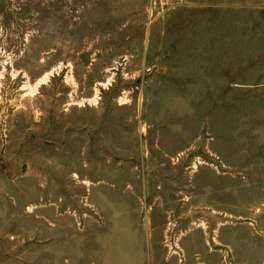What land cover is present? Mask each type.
Masks as SVG:
<instances>
[{
  "label": "rangeland",
  "instance_id": "obj_1",
  "mask_svg": "<svg viewBox=\"0 0 264 264\" xmlns=\"http://www.w3.org/2000/svg\"><path fill=\"white\" fill-rule=\"evenodd\" d=\"M0 264H264V0H0Z\"/></svg>",
  "mask_w": 264,
  "mask_h": 264
}]
</instances>
